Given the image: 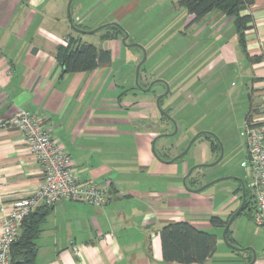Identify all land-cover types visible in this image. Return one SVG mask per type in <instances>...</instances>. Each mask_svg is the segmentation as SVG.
Masks as SVG:
<instances>
[{
    "label": "crops",
    "instance_id": "obj_1",
    "mask_svg": "<svg viewBox=\"0 0 264 264\" xmlns=\"http://www.w3.org/2000/svg\"><path fill=\"white\" fill-rule=\"evenodd\" d=\"M91 1L73 0L71 5L73 23L87 31L104 22L89 15ZM68 3L0 0V124L21 110L44 118L52 138L71 156L78 179L94 183L108 194L103 207L74 201L51 207L37 239L36 264H179L163 260L162 228L180 221L211 233L214 227L208 215L211 201L183 184L189 167L171 162L176 155L170 153L165 138L172 122L167 119L163 125L165 133L157 127L162 113L156 100L166 86L161 83L165 88L157 91L154 84L149 91L140 92L133 67L116 63L123 36L109 32L107 42L114 47L101 49L111 52L110 64L90 72L64 73L56 59L57 47L69 39L89 43L84 37L90 35L72 29ZM242 15L253 19L244 33V47L234 19L213 11L200 23L191 24L193 15L187 11L191 36L184 39H191L186 54L192 68L186 82L173 80L169 94L162 98L169 115L183 94L189 101L210 96V90L198 84L217 80L213 86L218 88L221 76L213 73L234 66L244 84H251L252 115L258 118L264 92V0H255ZM230 27H235V35L227 38ZM220 93L232 103L235 100L230 92ZM243 93H238L241 108ZM218 104L216 100L206 105L208 113L217 118L223 114V106ZM207 128L214 132L215 127ZM162 135L166 136L159 138ZM41 182L40 164L23 133L0 127V223L13 203L35 194ZM236 191L226 207L241 201ZM219 208L223 210L225 205ZM110 234L112 238H104ZM214 259L215 255L203 264H222Z\"/></svg>",
    "mask_w": 264,
    "mask_h": 264
},
{
    "label": "rangeland",
    "instance_id": "obj_2",
    "mask_svg": "<svg viewBox=\"0 0 264 264\" xmlns=\"http://www.w3.org/2000/svg\"><path fill=\"white\" fill-rule=\"evenodd\" d=\"M92 1H94V5L89 15H92V18L104 19V22L98 24L95 29L108 24H116L129 35L128 44H139L145 48L147 60L143 68L140 69L141 78L139 85H137L140 92H145L140 88L142 85L145 87L144 89H147L149 87H146L147 83L151 84L157 80L165 81L169 88L172 87L173 80L177 78H182L186 82L188 79L186 75L191 73L189 70L192 68L189 54H186L191 39H184L186 35L190 34V30H187L186 26V8L180 6L178 0ZM108 32L114 33L115 31L105 27L94 34L85 35L84 41H89V43L100 48L112 50L114 43L107 42ZM234 35L235 27L227 28V38H231ZM116 54L119 57L117 64H130L133 67L132 72L135 76L136 84L137 67L143 60L142 50L138 47L124 45L121 40V52L120 54L116 52ZM213 75L216 77L221 76L218 80L220 82L218 88L213 86L217 80L206 79L201 84H198L199 87H206V90H210V96L200 97V101L195 98L189 101L185 99V94H183L182 98L178 99V104L174 103L172 105L175 106L177 104L179 106L174 107L173 111H170V115L168 114L172 123L168 125L170 135L165 139L171 146L170 153L176 155V158L190 146L191 142L200 133H209L211 140L217 143L218 148L213 152L211 148L212 142L208 141L204 136L198 138L179 163L182 162L189 167L187 173L191 168L203 165L198 167L191 176L197 180V189L214 183L197 195L208 198L211 201L212 210L208 213L210 217L216 216L227 221L230 220L231 213H235L241 205L239 200L234 206L226 207L233 198L234 192L239 189V183L234 178H241L248 182L251 180L250 169L242 164L246 162L248 156L246 139L243 133L246 129L245 117L251 105L249 95L252 94V88L249 82L244 84L245 80L235 70L234 66L224 71L222 69L217 70ZM155 87L157 91L165 88L161 83H156ZM221 91L230 92V94L234 95L235 100L233 99V103L232 99L227 98L225 95H220ZM241 91L244 92L242 96V101H244L243 108H241V102L238 99V93ZM141 94L146 95L148 93ZM216 100H218L219 106H223L220 110L223 114L218 118L215 117V113H208L206 110L207 101L210 104ZM230 103L234 104V106L229 107ZM161 108L166 114V110L163 107ZM163 115L161 123L157 124L161 133L166 132V128L163 125L167 119ZM207 127H215L214 132L206 130L208 129ZM215 131L217 132L215 133ZM220 143L223 148L221 160L222 150L219 146ZM161 155H164L163 152ZM216 161H219L218 164L211 166ZM239 195H241V192ZM221 205H225V208L218 210ZM228 230L230 231V240L234 242V244H230L235 248L228 246L225 242V228L212 229V233L219 235L217 249L214 254L215 262L222 264H238L240 262L246 264L249 259L253 260L255 255L257 258L255 264H262L261 262L264 260V226L258 227L255 225L252 213L248 210L243 211L231 223Z\"/></svg>",
    "mask_w": 264,
    "mask_h": 264
},
{
    "label": "built area",
    "instance_id": "obj_3",
    "mask_svg": "<svg viewBox=\"0 0 264 264\" xmlns=\"http://www.w3.org/2000/svg\"><path fill=\"white\" fill-rule=\"evenodd\" d=\"M65 41L63 45H67ZM0 127L23 133L29 151L41 167V187L35 194L13 203L12 211L0 223V264H13L11 250L21 234L24 221L43 206H54L64 201H74L95 207L108 203V194L98 185L78 179L71 156L52 138L45 119L28 111H18ZM247 145V160L243 166L249 168L248 183L255 195L252 219L258 227L264 226V92L259 116L253 115L246 122L243 133ZM110 234L104 238H112ZM78 254V249L73 247Z\"/></svg>",
    "mask_w": 264,
    "mask_h": 264
},
{
    "label": "trees",
    "instance_id": "obj_4",
    "mask_svg": "<svg viewBox=\"0 0 264 264\" xmlns=\"http://www.w3.org/2000/svg\"><path fill=\"white\" fill-rule=\"evenodd\" d=\"M254 3L255 0H178V4L186 8L190 15H193L191 24L200 23L213 11H218L225 16L234 19L240 42L243 47L245 46L244 33L250 29L249 25L252 23L253 19L249 15L242 14ZM107 28L115 31L114 35H122L124 37L123 31L113 24H108ZM56 59L62 66L64 73H80L90 72L101 66L110 64L112 62V54L110 51L101 48L99 49L93 44L82 43L76 39H69L66 46L59 45L57 47ZM143 65L141 69L143 68ZM160 105L162 107V101L160 102ZM253 112L254 110L252 109V113ZM252 113L247 122L252 117ZM163 116L166 119H170L165 115ZM198 135V138L204 136L208 141L211 140L208 133L204 132ZM163 137L164 136H159V138ZM211 148L212 151H216L218 148L215 141H212ZM179 161V159L175 160V162ZM195 181L196 180L190 176L186 181L187 187L197 188L195 187ZM243 182L246 186L245 196L247 198V204L244 211L248 210L252 213L256 205L255 195L254 193L252 194V191L249 188V182L247 180H243ZM240 192L242 202L243 196L241 184H239V189L236 193ZM51 207H40L30 214L24 221L20 237L17 242L12 245L11 256L13 264L37 263V239L41 231V225L49 215ZM233 214L234 213L230 215V218ZM228 222L229 220L224 221L216 216L210 218V224L214 228H226ZM229 233L230 231L227 230L226 240L227 242L234 244V242L230 240ZM160 239L163 260L165 262L179 264L205 263V261L215 254L218 244V237L216 234L199 230L187 221H180L164 226L160 232ZM251 261L252 259H249L247 263H250Z\"/></svg>",
    "mask_w": 264,
    "mask_h": 264
},
{
    "label": "water",
    "instance_id": "obj_5",
    "mask_svg": "<svg viewBox=\"0 0 264 264\" xmlns=\"http://www.w3.org/2000/svg\"><path fill=\"white\" fill-rule=\"evenodd\" d=\"M72 2H73V0H70L69 1V4H68V16H69V21H70V23H71V27H72V29L74 30V31H76L77 33H80V34H94V33H96V32H98V31H100L101 29H104L105 27H107L106 25H104V26H101V27H99V28H97V29H95V30H92V31H87V30H83V29H80V28H78L74 23H73V19H72V16H71V5H72ZM114 26H116V27H118L119 29H121L120 28V26H118V25H116V24H113ZM122 30V29H121ZM123 31V30H122ZM123 33H124V38L122 39V42H123V44L124 45H127V46H129V47H138V48H140L141 50H142V52H143V60H142V62L138 65V67H137V73H136V84L137 85H139V77H140V69H141V67H142V65L145 63V61L147 60V52H146V50H145V48L143 47V46H141V45H139V44H128V39H129V35L126 33V32H124L123 31ZM156 83H162V84H164L165 86H166V92L163 94V95H161V96H159L158 98H157V100H156V103H157V107H158V109L160 110V112H163L162 111V108H161V105H160V102H161V100H162V98L164 97V96H166V95H168L169 94V92H170V88H169V85L165 82V81H163V80H157V81H155V82H152L151 83V85L147 88V89H143L142 87H140L143 91H149L150 89H151V87L154 85V84H156ZM251 113H252V104L250 105V109H249V111H248V113H247V115H246V117H245V123L247 122V120H248V118H249V116L251 115ZM162 114H164L166 117H168L169 118V115H168V113H162ZM174 123V122H173ZM209 134V133H208ZM210 135V134H209ZM162 136H166V135H162ZM198 136L199 135H197L196 136V138L191 142V144H190V146L181 154V155H179L177 158H175V159H173L171 162H175V160L176 159H179V160H181V159H183L184 158V156L188 153V151L190 150V148H191V145L197 140V138H198ZM220 147H221V150H222V154H221V156H220V160L222 159V157H223V148H222V145H221V143H220V145H219ZM154 152H155V149H154ZM155 154H156V157L159 159V160H161V158L159 157V155L157 154V152H155ZM218 162L219 161H216L215 163H213V164H211V166H215V165H217L218 164ZM201 166H203V165H199V166H195V167H193V168H191L190 170H189V172L187 173V175L184 177V179H183V184H184V186L189 190V191H191V192H194V193H201L202 191H204L205 189H207L209 186H211L213 183H210V184H207L206 186H202L201 188H198V189H195V190H193V189H190V188H188L187 187V185H186V181H187V179L190 177V176H192V174H193V172L198 168V167H201ZM236 181H238V183L239 184H241L242 185V196H243V200H242V203H241V205H240V207H239V209L231 216V218H230V220H229V222H228V224H227V226H226V228H225V233L227 232V230L229 229V226L231 225V223L244 211V209H245V206H246V204H247V198H246V186H245V183L243 182V179H241V178H234ZM224 240H225V242L228 244V246H230V247H232V248H235L233 245H231L230 243H228L227 241H226V238L224 237ZM256 260H257V258H256V256L254 255V258H253V260L249 263V264H255V262H256Z\"/></svg>",
    "mask_w": 264,
    "mask_h": 264
},
{
    "label": "flooded vegetation",
    "instance_id": "obj_6",
    "mask_svg": "<svg viewBox=\"0 0 264 264\" xmlns=\"http://www.w3.org/2000/svg\"><path fill=\"white\" fill-rule=\"evenodd\" d=\"M162 101V100H161ZM210 142H212L211 140H210Z\"/></svg>",
    "mask_w": 264,
    "mask_h": 264
}]
</instances>
